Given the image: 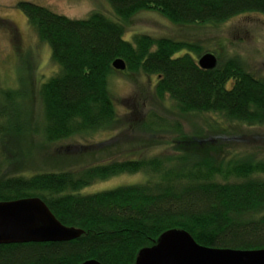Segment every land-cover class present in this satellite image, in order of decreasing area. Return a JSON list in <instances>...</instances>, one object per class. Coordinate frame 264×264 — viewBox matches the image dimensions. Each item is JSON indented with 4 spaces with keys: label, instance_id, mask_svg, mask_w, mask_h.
Masks as SVG:
<instances>
[{
    "label": "trees",
    "instance_id": "16d2710c",
    "mask_svg": "<svg viewBox=\"0 0 264 264\" xmlns=\"http://www.w3.org/2000/svg\"><path fill=\"white\" fill-rule=\"evenodd\" d=\"M107 1L124 21L140 10L196 24L264 13V0ZM17 8L39 41L47 43L57 66L38 90L41 128L31 126L29 131H40L44 142L110 128L118 120L107 89V75L115 70L111 63L117 58L132 73L155 74L154 95L168 96L179 113H216L228 121L264 125V80L248 72L238 55L223 60L216 56L214 68L202 69L196 44L148 34H135L128 41L121 23L96 11L75 19L28 1H19ZM182 50H196L198 57ZM5 112L0 109L5 120L0 123L2 145L5 134H24L22 126L7 124ZM156 119L164 126L163 118ZM172 130L177 139L171 154L110 158L77 172L25 174L15 167L7 173L0 161V202L38 197L62 225L83 231L70 241L0 244V264H81L89 259L134 264L141 248L154 245L170 229L185 230L203 246L264 248V159L250 153L223 154L222 144L200 130L186 135L179 122ZM137 173L144 179L134 184L76 193L97 180Z\"/></svg>",
    "mask_w": 264,
    "mask_h": 264
},
{
    "label": "rangeland",
    "instance_id": "374dc122",
    "mask_svg": "<svg viewBox=\"0 0 264 264\" xmlns=\"http://www.w3.org/2000/svg\"><path fill=\"white\" fill-rule=\"evenodd\" d=\"M19 1L33 2L75 19L85 18L93 11L99 12L121 23L125 27L123 37L128 41L135 34H148L196 44L200 48L199 56L211 52L223 60L238 55L248 72L264 80V13L245 12L221 22L196 24L174 22L155 10H140L129 21H124L112 11L107 0H0V109L6 111L10 122L7 124L22 126L21 133L27 134L24 139V134L15 136L12 132L3 137L4 143L0 144L3 172L11 173L15 167L25 174L77 172L110 158L171 154L177 139L172 130L176 122L182 125L186 135L200 130L211 136V142L223 145V154L250 153L256 159H264V125L249 126L228 121L216 113H179L168 96L160 99L154 95L155 74L132 73L127 69L114 70L107 75V89L118 116L110 128L79 133L54 142H44L40 131L29 133L31 126L41 128L38 90L56 73L57 66L50 58L47 43L39 41L17 8ZM187 52L198 57L196 50ZM157 117L163 118L162 124L168 127H160ZM151 121L155 123L149 127ZM0 123L5 124L1 117ZM16 152V156L9 154ZM10 159L8 164L6 160ZM143 179L140 173L122 174L97 180L76 193H95Z\"/></svg>",
    "mask_w": 264,
    "mask_h": 264
},
{
    "label": "water",
    "instance_id": "95a60500",
    "mask_svg": "<svg viewBox=\"0 0 264 264\" xmlns=\"http://www.w3.org/2000/svg\"><path fill=\"white\" fill-rule=\"evenodd\" d=\"M202 69H212L216 56L205 52L197 58ZM111 66L125 70V62L117 58ZM83 231L62 225L38 197H26L0 202V244L29 242H62L78 238ZM81 264H101L95 259ZM134 264H264V248H216L198 244L181 229L163 232L156 243L141 248Z\"/></svg>",
    "mask_w": 264,
    "mask_h": 264
}]
</instances>
